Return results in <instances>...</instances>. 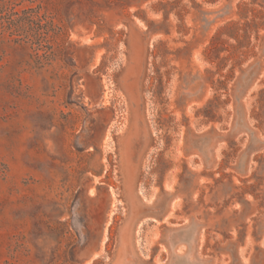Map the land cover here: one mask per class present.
<instances>
[{"label":"rangeland","instance_id":"374dc122","mask_svg":"<svg viewBox=\"0 0 264 264\" xmlns=\"http://www.w3.org/2000/svg\"><path fill=\"white\" fill-rule=\"evenodd\" d=\"M0 264H264V0H0Z\"/></svg>","mask_w":264,"mask_h":264},{"label":"bare ground","instance_id":"6f19581e","mask_svg":"<svg viewBox=\"0 0 264 264\" xmlns=\"http://www.w3.org/2000/svg\"><path fill=\"white\" fill-rule=\"evenodd\" d=\"M173 185V184H172ZM163 196L165 195L166 197H170V198H172L173 197V195H174V188L173 187H171V185L170 186H165V188H164V191H163ZM157 194V193H156ZM156 198V197H155ZM154 198V199H155ZM177 200H178V198H176ZM156 200V199H155ZM178 202V201H177ZM174 203V202H173ZM176 205L174 206H171V208H170V212L171 213H174V211L176 210ZM171 217V216H170ZM189 218V217H188ZM182 219L184 220V221H187V218L185 217V216H183L182 217ZM168 223V222H167Z\"/></svg>","mask_w":264,"mask_h":264}]
</instances>
